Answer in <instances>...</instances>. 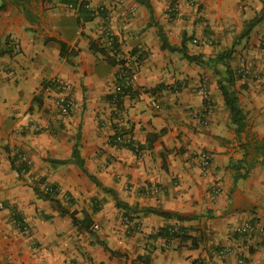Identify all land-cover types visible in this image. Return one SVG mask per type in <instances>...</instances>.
<instances>
[{
	"label": "crops",
	"instance_id": "crops-1",
	"mask_svg": "<svg viewBox=\"0 0 264 264\" xmlns=\"http://www.w3.org/2000/svg\"><path fill=\"white\" fill-rule=\"evenodd\" d=\"M85 1L104 6L117 57L99 33L104 13L65 0H0V52L10 50L0 54V264H264V240L234 232L245 221L264 226V16L242 35L264 0H177L171 17V0H146L149 9ZM161 35L176 48L185 38L200 63L162 48ZM120 67L138 80L114 106ZM229 74L239 135L218 89ZM60 80L73 105L56 127ZM32 123L50 126L33 132ZM114 135L128 143L117 146ZM169 228L181 235L167 239Z\"/></svg>",
	"mask_w": 264,
	"mask_h": 264
},
{
	"label": "built area",
	"instance_id": "built-area-1",
	"mask_svg": "<svg viewBox=\"0 0 264 264\" xmlns=\"http://www.w3.org/2000/svg\"><path fill=\"white\" fill-rule=\"evenodd\" d=\"M174 1V0H172ZM85 8L91 12L92 14H99V13H104L105 15V20L104 24L99 27V33L100 36L103 39L104 42V48L107 50L109 53V56L111 57H117L118 55V50L115 45V35L112 31V29L109 27L107 23V13L105 11L104 6H98V7H91L88 3L85 4ZM177 10L176 4L173 5V3H170L168 5V8L166 12L168 13H174ZM240 75L241 77L245 78L247 77L251 72L248 67L243 65V67L240 69ZM115 80H116V86H117V91L111 95L110 97V103L114 106H117L119 103V93H121L124 89L130 88L134 86L137 83L138 80V74L134 69H127L126 67H120L118 72L115 75ZM54 92H55V97L53 98V104H54V113H53V118H52V123L56 127L60 126L62 122L68 117L69 110L73 105V99L72 97L68 94L70 90V85L68 83H65L63 81H55L54 82ZM198 93L201 95L203 101L208 102L210 101V98L208 96L207 90H206V84L205 81L203 80L199 87H198ZM51 123V124H52ZM50 124H38V123H32L30 126V130L33 132H41L43 130L48 129ZM113 143L116 144L117 146H123L127 144V140L122 137L121 135H114L113 136ZM21 157V156H19ZM210 160L211 156L209 153L202 152L199 155V164L200 168L202 169L203 172H206L210 165ZM47 192L49 193H54L53 189H46ZM213 194L217 195L218 194V189H214L212 191ZM0 208H2V204L0 203ZM22 231L25 234L29 233V230L27 227L22 226ZM92 231H98L99 227L97 225L91 226ZM234 232L237 235H245V236H253V235H258L261 237L262 240H264V226H259L258 224H255L251 221H245L242 224L238 225ZM181 235V232L177 228H169L167 230V239L172 240L174 235ZM225 252L230 253L231 251L225 250Z\"/></svg>",
	"mask_w": 264,
	"mask_h": 264
},
{
	"label": "trees",
	"instance_id": "trees-1",
	"mask_svg": "<svg viewBox=\"0 0 264 264\" xmlns=\"http://www.w3.org/2000/svg\"><path fill=\"white\" fill-rule=\"evenodd\" d=\"M66 3H69L70 5L74 6L77 8L78 11L80 12H84V13H88V14H91V12H89L86 8H85V4L87 3V1L85 0H65ZM136 2L142 4V5H145L148 9L150 8L148 2L146 0H135ZM264 16V5L259 13V15L255 18H253L252 20L249 21V23L247 24L246 26V29L245 31L243 32V35H246L248 34L252 28L261 21L262 17ZM161 41H162V48L164 49H167L168 51L170 52H178L182 55V58L185 59L186 61L190 62V63H200V60L198 58V56H192V55H189L188 54V51H187V46H186V40L185 38L182 39V42H181V45L180 47H172V46H169L167 41L165 40V38L161 35ZM63 45H62V50H63ZM10 52V50H8ZM8 51H3L2 53H6ZM102 54H106V50L102 49L100 50ZM0 52V54H2ZM230 56V53L229 52H226V53H223V54H220L219 56H217V58L214 60L215 62H224L226 59H228ZM113 64H116V61L114 60L113 61ZM228 70V69H227ZM226 70V72H227ZM241 77V76H239ZM233 77L229 74V75H226L225 76V80L223 82H218V89L222 95V99L224 101V104L226 106V108L228 109L229 111V115H230V120H231V123L235 126V133L237 135H239L241 133V131L244 129V121H243V114H242V110L240 109L239 105H238V100H237V97H236V94H235V91L233 90ZM131 91V88H127V89H124L120 94L122 93H127V92H130ZM73 159H74V162L82 167L83 169V162L82 160L80 159L79 157V154H78V150H77V147L74 146L73 148ZM83 171L85 172V170L83 169ZM90 180H92L97 186H99V183L94 179V177L92 176H88ZM244 176H236L234 178V181L242 178ZM105 190V189H104ZM106 192L110 193L111 195H114L113 191L112 190H109V189H106L105 190ZM60 207V206H59ZM150 212H153V213H158L160 214L161 216H164V217H172L171 214H168V213H165V212H156L154 210H148ZM61 213L62 214H67L66 211H64L63 209H61ZM70 216L72 218V221L74 224H77L74 216L72 213H70ZM180 218V217H178ZM83 224V227L85 229H88L89 228V231L90 228H91V222L90 221H83L82 222ZM166 237H167V232H166ZM179 235H174L173 238L175 237H178Z\"/></svg>",
	"mask_w": 264,
	"mask_h": 264
},
{
	"label": "rangeland",
	"instance_id": "rangeland-1",
	"mask_svg": "<svg viewBox=\"0 0 264 264\" xmlns=\"http://www.w3.org/2000/svg\"><path fill=\"white\" fill-rule=\"evenodd\" d=\"M170 3H173V5L176 4V7H177V9H178V3H177V0H174V1L171 0ZM170 3H169V4H170ZM166 14L168 15V17H171V16L177 14V10H176L174 13H168V12H166ZM245 29H246V28H245ZM245 29L243 30V32L245 31ZM243 32H242V35H243ZM260 46H261V48H262V50H263V52H264V42H261V43H260ZM226 52H229V51H224V52H222L221 54L226 53ZM218 56H219V55H218ZM216 58H217V56L214 58V60H215ZM225 63H226V60H225L224 62H218L217 65H218V67H221L220 65H225ZM238 75L241 76L239 73H238Z\"/></svg>",
	"mask_w": 264,
	"mask_h": 264
}]
</instances>
